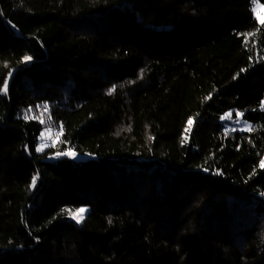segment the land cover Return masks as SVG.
<instances>
[{
    "label": "trees",
    "instance_id": "obj_1",
    "mask_svg": "<svg viewBox=\"0 0 264 264\" xmlns=\"http://www.w3.org/2000/svg\"><path fill=\"white\" fill-rule=\"evenodd\" d=\"M252 1L0 0V264H264Z\"/></svg>",
    "mask_w": 264,
    "mask_h": 264
},
{
    "label": "rangeland",
    "instance_id": "obj_2",
    "mask_svg": "<svg viewBox=\"0 0 264 264\" xmlns=\"http://www.w3.org/2000/svg\"><path fill=\"white\" fill-rule=\"evenodd\" d=\"M251 10H252L253 16L255 20L257 21V23L261 24L260 20L264 19V5L261 4L258 0H253L252 5H251ZM225 116L226 114L223 117ZM222 123L226 130H231V131H235V130L245 131L246 126H250L247 128V130L251 128V125L247 123L246 121H244L242 116H237V114H235L234 116L231 114L230 118H223ZM60 135H61L60 130H58L57 128L53 126L46 125L43 128L42 133L39 138L38 148H40L43 145L42 150L40 151L37 150V151L41 152L45 149L56 148L60 141ZM64 153H74V155H64V154L63 155L68 156L76 161H85L89 158L86 155L76 154L75 152L71 150H67ZM262 161H264V157ZM250 201L252 202L253 205L257 203V200L254 198H251ZM79 209H85L83 213V217L85 215V212L87 211L86 207H81V208L74 210L70 218L75 222L77 221L76 219H73V215L76 214ZM260 213L257 214L254 212V216L255 215L257 216H255L254 223H253L255 235L257 237V246H258L259 253L263 252L264 250V211H261Z\"/></svg>",
    "mask_w": 264,
    "mask_h": 264
},
{
    "label": "snow or ice",
    "instance_id": "obj_3",
    "mask_svg": "<svg viewBox=\"0 0 264 264\" xmlns=\"http://www.w3.org/2000/svg\"><path fill=\"white\" fill-rule=\"evenodd\" d=\"M254 11H255V9H254ZM260 23L261 24H264V19H261L260 20ZM23 59H24V62H28V61L31 60V57L25 56ZM6 90H7V82H5V87H4L3 91L6 92ZM44 107L46 109L47 108V105H45ZM241 115H242L241 113H237V116H241ZM230 116H231V114L229 113V114H226V116L223 117V118H230ZM26 118H31V117H26ZM49 119H50V117H49ZM41 122L43 123V120ZM237 122H239V121H237ZM188 123H189V125H191L192 124V121L189 120ZM248 127H250V126H246V129L245 130H247ZM42 147H43V145L40 148H38L37 150L38 151L42 150ZM63 154L64 155H74V153H63ZM261 167H264V161L261 162ZM33 185H35V177L33 178ZM84 211H85V209H79L78 212L73 215V219H76L77 223H79L83 219V213H84Z\"/></svg>",
    "mask_w": 264,
    "mask_h": 264
}]
</instances>
